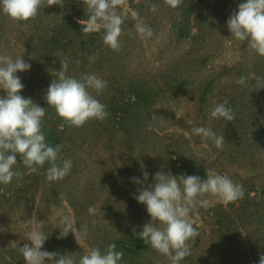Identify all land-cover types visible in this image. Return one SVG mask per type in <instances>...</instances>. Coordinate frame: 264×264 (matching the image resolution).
<instances>
[{
  "label": "rangeland",
  "instance_id": "obj_1",
  "mask_svg": "<svg viewBox=\"0 0 264 264\" xmlns=\"http://www.w3.org/2000/svg\"><path fill=\"white\" fill-rule=\"evenodd\" d=\"M241 2L182 0L172 8L166 0H123L117 10L127 15L118 51L104 43L103 30L81 31L88 16L83 0H41L38 15L27 21L0 12V54L22 55L31 64L17 73L25 85L21 94L46 107V140L61 144V157L73 161L66 177L49 181L48 164L32 172L17 154L22 175L0 185V264H25L19 247L30 243L26 236L34 229L49 235L42 250L77 260L91 247L104 250L115 243L124 253L121 264H171L136 235L151 217L135 197L157 172L206 178L207 170L241 184L244 196L227 204L216 195L200 197L208 203H197L189 214L198 235L181 264H260L264 56L231 37L226 21ZM137 22L150 26L153 36L142 39ZM64 58L69 75L95 74L107 81L102 92L92 93L107 105L105 120L75 127L47 106L45 91ZM224 102L234 112L232 121L210 116ZM197 126L224 135L223 147L191 134ZM65 214L77 228L87 226L85 240L78 243L72 232L58 238Z\"/></svg>",
  "mask_w": 264,
  "mask_h": 264
},
{
  "label": "clouds",
  "instance_id": "obj_2",
  "mask_svg": "<svg viewBox=\"0 0 264 264\" xmlns=\"http://www.w3.org/2000/svg\"><path fill=\"white\" fill-rule=\"evenodd\" d=\"M62 2L63 0H49L48 5ZM166 2L170 7L176 8L182 0ZM122 3L123 0H83L88 16L86 22L81 23V31L93 33L103 30L104 43L118 51L121 47L122 25L127 15L126 11L117 10ZM40 6L41 0H0V12L17 21L36 17ZM131 15L133 19L138 17L136 12ZM226 23L231 37L241 42L246 41L258 55L264 56V0H242L238 10H233ZM135 28L142 39L153 36V31L147 24L137 22ZM60 63L58 75L54 76L45 91L47 106L54 107L59 117L75 127H81L91 119L105 120L109 116L107 105L92 93L102 92L107 87V81L95 74L86 73L79 78L71 76L68 74L69 60L60 59ZM30 69L31 64L22 55L14 58L0 54V89L6 92V95L0 96V185H7L14 177L22 175L16 169L17 154H20V163L32 172L48 164L46 175L49 181L62 180L72 168L73 161L61 157L63 146H53L46 140L42 130L46 107L21 94L25 85L17 73ZM239 83L244 84V78ZM210 116L223 118L225 121L235 118L227 102L217 104L211 110ZM191 134L211 140L217 148L223 147L224 135L218 136L211 128L197 126L192 129ZM134 179L136 183H141L138 178ZM153 181L147 187L139 189L135 197L146 206L151 217L136 235L146 245L167 256L171 264H181L183 259L191 255L189 241L198 233L189 214L197 203L205 207L208 203L200 197L205 194L216 195L227 204L244 196L241 184L234 183L227 175L210 170H207L206 178L160 171L155 174ZM89 212L94 214L95 209L89 208ZM59 228L61 231L58 238L72 232L78 243L89 234L87 226L76 227L70 214L60 217ZM48 236L40 229H34L27 234L30 243L19 247L25 264H121L124 255L122 250H117L115 243H111L104 250L91 247L77 260L69 253L61 255L42 250ZM260 264H264V257Z\"/></svg>",
  "mask_w": 264,
  "mask_h": 264
}]
</instances>
